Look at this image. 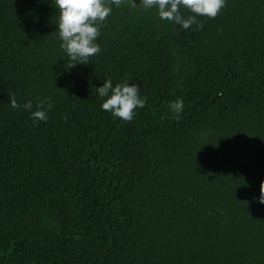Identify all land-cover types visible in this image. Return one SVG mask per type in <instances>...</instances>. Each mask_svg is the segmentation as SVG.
Here are the masks:
<instances>
[{
	"label": "trees",
	"instance_id": "obj_1",
	"mask_svg": "<svg viewBox=\"0 0 264 264\" xmlns=\"http://www.w3.org/2000/svg\"><path fill=\"white\" fill-rule=\"evenodd\" d=\"M58 19L0 0V264H264V0L202 30L124 0L71 68ZM109 78L146 98L131 122L102 109Z\"/></svg>",
	"mask_w": 264,
	"mask_h": 264
},
{
	"label": "clouds",
	"instance_id": "obj_2",
	"mask_svg": "<svg viewBox=\"0 0 264 264\" xmlns=\"http://www.w3.org/2000/svg\"><path fill=\"white\" fill-rule=\"evenodd\" d=\"M132 7L143 6L144 9L155 8L161 20H168L188 29L196 25L197 30L203 29V22L197 16L215 19L226 6V0H140L139 5L134 0H128ZM124 0H54L59 10L57 31L61 41L60 47L67 54L70 63L67 68L77 64H88L89 58L98 54L101 49L96 42L100 35L103 22L112 12V5L120 7ZM187 9L193 15L187 18L181 13V8ZM98 95L103 99L101 107L114 117L131 122L137 108H143L146 98L139 95V85L129 83L127 80L113 86L111 78L105 80L103 85L96 88ZM10 106L14 109L21 107L17 103L15 94L9 95ZM53 104L49 97L39 100L36 110L31 112L34 122L47 121L48 112ZM169 107L178 120L183 111V100L177 98L169 102ZM25 110L31 111L32 102L23 104ZM259 203L264 204V181L260 183Z\"/></svg>",
	"mask_w": 264,
	"mask_h": 264
},
{
	"label": "rangeland",
	"instance_id": "obj_3",
	"mask_svg": "<svg viewBox=\"0 0 264 264\" xmlns=\"http://www.w3.org/2000/svg\"><path fill=\"white\" fill-rule=\"evenodd\" d=\"M135 3L139 4L140 3V0H134Z\"/></svg>",
	"mask_w": 264,
	"mask_h": 264
}]
</instances>
